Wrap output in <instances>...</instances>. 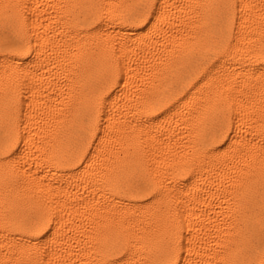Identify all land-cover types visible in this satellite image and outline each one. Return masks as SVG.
Here are the masks:
<instances>
[{
    "label": "snow or ice",
    "instance_id": "snow-or-ice-1",
    "mask_svg": "<svg viewBox=\"0 0 264 264\" xmlns=\"http://www.w3.org/2000/svg\"><path fill=\"white\" fill-rule=\"evenodd\" d=\"M0 264H264V0H0Z\"/></svg>",
    "mask_w": 264,
    "mask_h": 264
}]
</instances>
